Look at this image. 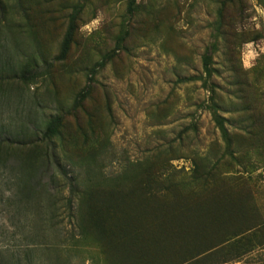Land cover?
Here are the masks:
<instances>
[{
	"label": "rangeland",
	"instance_id": "374dc122",
	"mask_svg": "<svg viewBox=\"0 0 264 264\" xmlns=\"http://www.w3.org/2000/svg\"><path fill=\"white\" fill-rule=\"evenodd\" d=\"M8 6L0 260L264 264V0Z\"/></svg>",
	"mask_w": 264,
	"mask_h": 264
},
{
	"label": "trees",
	"instance_id": "16d2710c",
	"mask_svg": "<svg viewBox=\"0 0 264 264\" xmlns=\"http://www.w3.org/2000/svg\"><path fill=\"white\" fill-rule=\"evenodd\" d=\"M10 1L11 0H0V24L6 20V16L8 15L7 10L9 8L8 4ZM23 3H24V0H14L15 8L18 10H20L21 7H23ZM76 19H77L76 12L70 14L68 17L67 28H66V31L64 33V36H63V39L60 45L59 54L57 56L58 59H64L70 49L71 43L73 41L74 32L76 29V24H75ZM208 61H209V58L205 56L203 59L204 71L209 76L211 73V69L208 66ZM32 75H33V72L25 68L21 70V72L19 73V78L26 80L29 76H32ZM58 126H59V123L57 122V120L50 121L46 126L47 133L53 134V135L56 134L58 131ZM1 142H2V139H0V143ZM0 264H24V263L21 262L20 260L9 257L7 262L0 260Z\"/></svg>",
	"mask_w": 264,
	"mask_h": 264
}]
</instances>
